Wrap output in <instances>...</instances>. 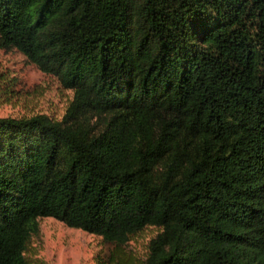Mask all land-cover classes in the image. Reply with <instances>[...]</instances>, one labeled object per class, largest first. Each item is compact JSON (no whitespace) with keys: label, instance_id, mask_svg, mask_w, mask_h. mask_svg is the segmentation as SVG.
<instances>
[{"label":"trees","instance_id":"obj_1","mask_svg":"<svg viewBox=\"0 0 264 264\" xmlns=\"http://www.w3.org/2000/svg\"><path fill=\"white\" fill-rule=\"evenodd\" d=\"M0 48L73 92L0 118V264L41 218L98 264H264V0H0Z\"/></svg>","mask_w":264,"mask_h":264},{"label":"rangeland","instance_id":"obj_2","mask_svg":"<svg viewBox=\"0 0 264 264\" xmlns=\"http://www.w3.org/2000/svg\"><path fill=\"white\" fill-rule=\"evenodd\" d=\"M73 100V92L42 73L18 51L0 48V118L45 115L61 120ZM40 231L26 252L28 264H98L114 249L102 238L71 229L53 218L39 219ZM158 230L148 228L132 238L127 248L140 262Z\"/></svg>","mask_w":264,"mask_h":264}]
</instances>
